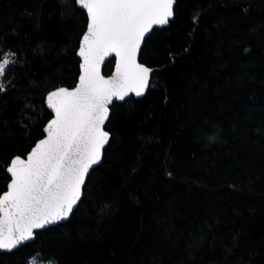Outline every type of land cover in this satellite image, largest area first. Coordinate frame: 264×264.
Returning <instances> with one entry per match:
<instances>
[{"label": "trees", "instance_id": "16d2710c", "mask_svg": "<svg viewBox=\"0 0 264 264\" xmlns=\"http://www.w3.org/2000/svg\"><path fill=\"white\" fill-rule=\"evenodd\" d=\"M70 7L0 0V58L18 54L0 104V192L5 162L40 137L42 89L76 83L84 14ZM140 59L159 69L155 87L117 104L75 218L0 264H29L41 247L60 264H264V0H178ZM210 127L223 143H208Z\"/></svg>", "mask_w": 264, "mask_h": 264}, {"label": "snow or ice", "instance_id": "6c2138e0", "mask_svg": "<svg viewBox=\"0 0 264 264\" xmlns=\"http://www.w3.org/2000/svg\"><path fill=\"white\" fill-rule=\"evenodd\" d=\"M57 3L62 12L70 4L71 15L84 14L75 49L78 76L74 86L42 89L46 119L37 122L43 124L40 137L31 141L27 151L11 155L5 162L9 179L6 190L0 192V250L7 252L29 248L42 232L75 218L90 195L93 175L104 167L113 145L110 125L117 104L139 102L155 87L153 75L159 69L141 62L142 48L156 30L174 21L178 7V0ZM193 23L198 25V15ZM2 43L7 46L6 41ZM17 55L9 49L0 58V104L6 102L7 78L15 70L17 61L12 57ZM108 66H112L110 74H106ZM4 119L6 115L0 117V121ZM20 126L28 128L27 124ZM205 137L208 143H223L214 127L205 130ZM166 175L172 177L173 173L167 171ZM107 208L109 215L115 211L111 205ZM32 250L36 255L29 264H37V257L40 264H60L56 254L43 247ZM191 264H195L194 257Z\"/></svg>", "mask_w": 264, "mask_h": 264}, {"label": "rangeland", "instance_id": "374dc122", "mask_svg": "<svg viewBox=\"0 0 264 264\" xmlns=\"http://www.w3.org/2000/svg\"><path fill=\"white\" fill-rule=\"evenodd\" d=\"M12 59H14L13 57H12ZM15 60V59H14ZM32 259H30V261H31ZM37 264H40V258H38L37 257ZM45 264H46V262H45Z\"/></svg>", "mask_w": 264, "mask_h": 264}, {"label": "water", "instance_id": "95a60500", "mask_svg": "<svg viewBox=\"0 0 264 264\" xmlns=\"http://www.w3.org/2000/svg\"><path fill=\"white\" fill-rule=\"evenodd\" d=\"M15 251V250H14ZM0 252H7V251H4V250H0Z\"/></svg>", "mask_w": 264, "mask_h": 264}]
</instances>
